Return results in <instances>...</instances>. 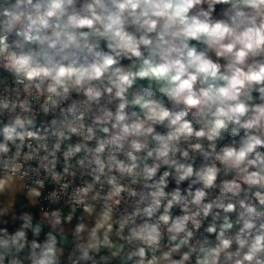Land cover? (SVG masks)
Returning <instances> with one entry per match:
<instances>
[{"label":"clouds","instance_id":"1","mask_svg":"<svg viewBox=\"0 0 264 264\" xmlns=\"http://www.w3.org/2000/svg\"><path fill=\"white\" fill-rule=\"evenodd\" d=\"M0 264H264V0H0Z\"/></svg>","mask_w":264,"mask_h":264}]
</instances>
